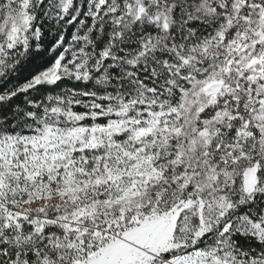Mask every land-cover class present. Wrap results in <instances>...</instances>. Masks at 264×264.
<instances>
[{"label": "snow or ice", "instance_id": "6c2138e0", "mask_svg": "<svg viewBox=\"0 0 264 264\" xmlns=\"http://www.w3.org/2000/svg\"><path fill=\"white\" fill-rule=\"evenodd\" d=\"M0 264H264V0H0Z\"/></svg>", "mask_w": 264, "mask_h": 264}]
</instances>
